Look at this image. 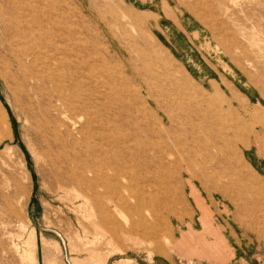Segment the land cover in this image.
Here are the masks:
<instances>
[{
  "label": "rangeland",
  "instance_id": "obj_1",
  "mask_svg": "<svg viewBox=\"0 0 264 264\" xmlns=\"http://www.w3.org/2000/svg\"><path fill=\"white\" fill-rule=\"evenodd\" d=\"M0 264H264V0H0Z\"/></svg>",
  "mask_w": 264,
  "mask_h": 264
},
{
  "label": "bare ground",
  "instance_id": "obj_2",
  "mask_svg": "<svg viewBox=\"0 0 264 264\" xmlns=\"http://www.w3.org/2000/svg\"><path fill=\"white\" fill-rule=\"evenodd\" d=\"M15 1V0H14ZM32 2V1H31ZM30 2V3H31ZM16 3V2H15ZM21 3V1H20ZM22 3H24L22 1ZM13 4V3H12ZM11 4V5H12ZM26 4V3H25ZM28 4V3H27ZM33 4V3H32ZM31 4V5H32ZM18 5V3H17ZM19 6V5H18ZM32 7H34L32 5ZM29 9V8H28ZM20 10V9H19ZM31 10V9H30ZM25 11V10H24ZM29 11V10H28ZM22 13V12H21ZM26 13V12H25ZM28 13V12H27ZM7 16V15H6ZM9 16V15H8ZM19 16V15H17ZM28 16V15H27ZM14 20V19H13ZM24 22V21H23ZM27 23V22H26ZM25 24V23H24ZM11 25V24H10ZM28 26V25H27ZM25 27L22 26H17L15 27V29H13L12 31H10L9 36H8V44L11 45L12 49L11 51H9L13 56H15L17 62L19 63V70L18 73L16 74V80L19 81V78L21 79V81H19L18 86L24 91V93L26 92V87H27V91L29 92L30 95L33 94V98L32 99H28V98H21L20 102H22L23 104V110L26 113V115L28 116L29 119H37L38 117L41 118H47L45 117L46 113H45V109L43 106V102H41L40 99H38V94H37V89H35V86L32 84V78H31V74L33 72V68L31 67L30 69L26 66L25 61H21L22 56H24L26 58V54L28 53V40H27V36H26V30L24 29ZM7 41V40H6ZM25 49H27L25 51ZM22 55V56H21ZM41 121V120H40ZM43 121V120H42ZM33 122V121H32ZM38 127V126H37ZM40 127V126H39ZM49 127V126H48ZM47 130V129H46ZM220 131V130H219ZM221 133H223L222 131H220ZM43 133H40L41 137ZM220 137V136H219ZM113 140V139H112ZM113 142L115 143L116 140H113ZM257 142V141H256ZM57 143V142H56ZM99 144V143H98ZM97 144V145H98ZM257 145V144H256ZM50 146V145H49ZM93 146V145H92ZM55 148V147H54ZM58 148V146H57ZM103 148V147H102ZM96 149V148H95ZM104 149V148H103ZM149 149V150H148ZM164 149L166 150V152L168 153V155H172L173 154V150L171 148V145H166L164 146ZM49 150V149H48ZM55 151V149H54ZM110 151V150H109ZM45 156L46 158H49L50 155H48V152L45 150ZM140 155H141V160L144 162V164L146 165V167L144 168V175H150L153 178L156 177V174L161 170L160 166L156 165L155 162L152 160L151 156L154 154V150L152 149V147L149 148V146L147 148H144L140 150ZM152 153V155L150 154ZM52 154V153H50ZM56 154V153H55ZM188 151H186L185 153H178V159L179 160H185L187 159V155ZM117 158H114L113 161L116 162V164L119 163H124L123 160H127L129 163L127 164V169H132L135 168L136 163L134 164V153L133 151H122V153H117ZM111 156V155H110ZM109 156V157H110ZM56 157V156H54ZM123 157V159H122ZM166 156H164L162 158H159V160L164 159ZM112 158V157H110ZM146 160L148 161V163H146ZM49 161V160H48ZM51 162V161H50ZM114 163V162H113ZM54 165V164H53ZM117 166V165H115ZM87 170L92 175H98L100 176V182L98 183V187H101L104 190L105 194H113V192H117L120 190V186L117 184H113L112 181L114 179H118L119 177H121L123 174V170L119 169V168H113L110 166V162L104 160H100V161H96V163L94 165H89L87 167ZM88 175V174H85ZM172 174L171 173H167L165 174L166 177H170ZM86 177V176H85ZM92 177V176H91ZM86 182V181H85ZM91 184V183H90ZM93 184V183H92ZM100 189V188H99ZM93 190V189H92ZM93 192V191H92ZM98 192V191H97ZM100 194V193H99ZM98 194V195H99ZM67 195V194H66ZM95 196V195H94ZM95 198V197H94ZM146 203V202H145ZM99 205V204H98ZM148 205V204H147ZM104 214V213H103ZM102 214V215H103ZM101 221L102 222H106L105 217H101ZM98 225V224H97Z\"/></svg>",
  "mask_w": 264,
  "mask_h": 264
},
{
  "label": "crops",
  "instance_id": "obj_3",
  "mask_svg": "<svg viewBox=\"0 0 264 264\" xmlns=\"http://www.w3.org/2000/svg\"><path fill=\"white\" fill-rule=\"evenodd\" d=\"M163 10H164V12H165V14H166V8H164L163 7ZM167 15V14H166ZM168 16V15H167ZM235 85V84H234ZM236 86V85H235ZM237 87V86H236ZM238 88V87H237ZM239 89V88H238ZM240 90V89H239ZM195 197H196V199L198 198V195H197V193L195 192ZM197 201H198V205H200V203H199V200L197 199ZM202 207V209H203V214H202V222H203V225H204V228H205V230H206V232L208 231L209 233H212L213 232V228H212V225H211V222L207 219V218H204L205 216H204V214L206 213L207 214V210H205L204 209V207L203 206H201ZM177 245V244H176ZM183 245H185L184 243H179L178 244V246H183ZM218 247V243H214L213 244V248H217ZM217 250V249H216Z\"/></svg>",
  "mask_w": 264,
  "mask_h": 264
}]
</instances>
